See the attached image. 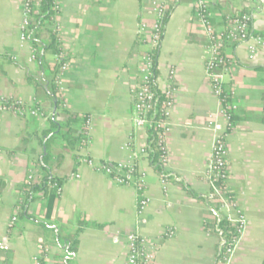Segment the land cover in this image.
<instances>
[{"label":"crops","instance_id":"1","mask_svg":"<svg viewBox=\"0 0 264 264\" xmlns=\"http://www.w3.org/2000/svg\"><path fill=\"white\" fill-rule=\"evenodd\" d=\"M154 1L160 0H54L58 10L48 29L59 53L48 49L50 36L43 31L36 58L31 42L20 40L24 0H0V99L20 100L43 114L0 110V264H34L40 255L43 264H125V238L137 229L154 252L153 264H214V220L239 214L246 228L230 264H264V48L249 59L245 43H224V81L235 106L228 128L206 76L207 39L193 0H165L171 10L155 80L171 98L167 161L159 170L140 153L146 131L133 125V90L146 50L139 27L151 22ZM206 2L218 31L225 32L228 16L249 12L252 31L264 34V0ZM62 61L66 69L57 85ZM51 86L63 111L51 100ZM64 111L88 117L87 146H66L51 122H64ZM210 121L228 133L230 207L207 200ZM86 154L94 162L134 163L145 176L144 191L96 172L82 161ZM30 172L34 182L45 175L62 181L48 213L42 192L21 209ZM163 173L181 180L163 183ZM142 194L149 203L138 215ZM74 234L73 252L68 240Z\"/></svg>","mask_w":264,"mask_h":264},{"label":"built area","instance_id":"2","mask_svg":"<svg viewBox=\"0 0 264 264\" xmlns=\"http://www.w3.org/2000/svg\"><path fill=\"white\" fill-rule=\"evenodd\" d=\"M33 0H24L23 2V19L20 30V40L28 39V25L30 18V2ZM194 12L199 22L202 24L207 39L204 49V66L206 76L209 80L213 94L218 98L220 110L228 122L226 108L234 109L231 103V94L226 88L224 77L228 71L229 59L224 53V43L231 44L245 43L248 49L249 59H253L259 48H264V34L254 33L252 31V16L249 12H242L237 15L228 16L225 20V32H220L214 28L210 19L209 7L206 0H193ZM58 7L55 5V11ZM167 12V3L165 0L154 1L151 9L153 18L150 23H142L139 31L144 35L143 42L146 50L142 55L140 65V79L137 86L133 90V125L138 129L147 131L149 126H154L157 132V147L160 151V163L164 165L167 161L166 134L169 130L167 122V109L170 105L171 91L165 90L164 99L158 109L160 118L154 119L152 112L157 102L156 97V76L153 78V61L155 52L160 47L163 37V21ZM62 60V58H60ZM66 69V63L61 62L58 72L55 74L54 83L60 84V74ZM230 99L227 106L224 102ZM0 110H8L20 117H43L42 112L34 105L23 104L20 100L0 99ZM213 127V140L211 148L206 160L205 175L207 177L209 191L207 200L217 202L220 207L233 206V200L230 196L229 186L227 184L228 173V145L226 141L227 131L218 132L215 123L210 121ZM85 139L81 147L87 146L88 138V117L84 124ZM231 126H228L230 128ZM145 145L141 150V154L146 155ZM1 152V149H0ZM82 161L96 172L105 174L112 178L117 184H132L138 191L143 192L145 188L144 174L136 169L134 163L108 161L94 162L87 154L83 156ZM179 182L181 178L175 175L162 174L161 181L164 183L169 178ZM34 182V173H29L26 177L28 185ZM60 187H57L59 193ZM149 199L145 195H141L138 200L137 213L142 214L148 206ZM16 219L13 216L10 224ZM222 218L217 217V223ZM233 227V235L229 237L227 231L220 225L214 226V232L217 237V248L215 253L214 264H230L235 251L245 233L246 219L239 214L234 218L229 215L224 217ZM170 233V232H168ZM167 234V233H166ZM168 235V234H167ZM126 242V258L125 264H153L154 252L149 250L146 240L137 230L127 234ZM43 256L34 258V264H43Z\"/></svg>","mask_w":264,"mask_h":264},{"label":"trees","instance_id":"3","mask_svg":"<svg viewBox=\"0 0 264 264\" xmlns=\"http://www.w3.org/2000/svg\"><path fill=\"white\" fill-rule=\"evenodd\" d=\"M30 6V22L28 25V40L31 42L32 46L35 48V57H39V40L42 32L47 31L49 33L50 39L47 45L48 49H50L54 53H59L57 49V42L55 38V34L50 31L47 26L51 25L56 11H55V2L54 0H33L29 4ZM171 8L168 9L163 21V29L165 26L166 19L169 15ZM157 52H155L154 61H153V78L156 75V63H157ZM57 68V67H56ZM50 97L53 103H55V107L57 111H63L61 109V104L59 99L56 97V92L53 86H51ZM156 97L157 102L155 104V108L152 112L153 118L156 120L160 118L159 115V108L161 106V101L164 99V95L158 89H156ZM230 99L228 98L224 102V106H227ZM66 114V119L64 122H56L54 119H51L53 122L54 127H59V135L64 140L65 144L69 148L74 147H81L83 141L85 139V127L84 124L87 120L86 115H78L73 112L64 111ZM226 114L228 116V126H232L235 120V111L231 108H226ZM55 121V123H54ZM157 132L158 130L155 129L154 126H149L146 131V158L153 164H156L157 169H161L160 163V151L157 147ZM49 159V155L43 156L41 160L42 165H46ZM61 179L51 176L45 175L39 181L33 182L32 184L26 186L24 191L25 195V202L21 206V209L24 208V205L27 203L28 200L32 198V195L36 192H42L45 197H47V213L51 211L57 196V187L61 186ZM22 211L19 213L22 216ZM218 224L222 228L227 231V235L231 237L233 235V227L231 224L224 218H222L217 223V219L214 220L213 227ZM68 243V250L75 251L76 249V234L72 235L69 238Z\"/></svg>","mask_w":264,"mask_h":264},{"label":"rangeland","instance_id":"4","mask_svg":"<svg viewBox=\"0 0 264 264\" xmlns=\"http://www.w3.org/2000/svg\"><path fill=\"white\" fill-rule=\"evenodd\" d=\"M47 28H49V27L47 26Z\"/></svg>","mask_w":264,"mask_h":264},{"label":"water","instance_id":"5","mask_svg":"<svg viewBox=\"0 0 264 264\" xmlns=\"http://www.w3.org/2000/svg\"><path fill=\"white\" fill-rule=\"evenodd\" d=\"M54 105H55V103H54Z\"/></svg>","mask_w":264,"mask_h":264}]
</instances>
